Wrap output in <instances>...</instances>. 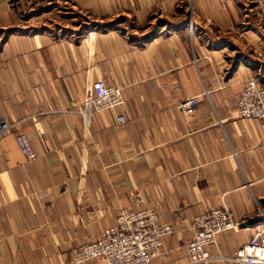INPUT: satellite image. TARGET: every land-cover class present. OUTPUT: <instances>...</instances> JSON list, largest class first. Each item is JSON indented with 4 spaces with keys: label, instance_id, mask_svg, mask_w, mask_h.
<instances>
[{
    "label": "crops",
    "instance_id": "crops-1",
    "mask_svg": "<svg viewBox=\"0 0 264 264\" xmlns=\"http://www.w3.org/2000/svg\"><path fill=\"white\" fill-rule=\"evenodd\" d=\"M41 1L0 0V121L11 126L0 264H69L122 209L144 208L173 229L151 264H190L193 219L209 208L240 224L207 247L232 257L264 222V135L236 114L247 80L264 86V0H47L90 23L39 31L22 17ZM96 81L121 89L124 105L85 126Z\"/></svg>",
    "mask_w": 264,
    "mask_h": 264
},
{
    "label": "built area",
    "instance_id": "built-area-1",
    "mask_svg": "<svg viewBox=\"0 0 264 264\" xmlns=\"http://www.w3.org/2000/svg\"><path fill=\"white\" fill-rule=\"evenodd\" d=\"M191 29V27H190ZM93 97L85 101L80 110L83 124L90 123L94 113L122 108L124 100L121 89L106 86L102 81L92 84ZM197 99H189L179 105L185 113H191ZM236 114L245 120H257L264 135V86L256 79H248L237 99ZM118 124L125 123V116L116 117ZM11 126L0 121V136L8 133ZM16 145L23 157L32 161L36 158L29 141L22 134L15 135ZM141 202L139 195L134 203ZM230 212L209 208L193 219V236L186 250L190 264H215L231 262L236 264H264V222L253 226V236L242 245L232 257H212L207 247L216 238L228 231H238ZM172 227L160 221L158 215L149 208L122 209L112 227L103 231L94 241L77 247L70 255L69 264H85L93 260H103L106 264H151L152 260H163L166 256L161 246L164 238L172 233Z\"/></svg>",
    "mask_w": 264,
    "mask_h": 264
},
{
    "label": "rangeland",
    "instance_id": "rangeland-1",
    "mask_svg": "<svg viewBox=\"0 0 264 264\" xmlns=\"http://www.w3.org/2000/svg\"><path fill=\"white\" fill-rule=\"evenodd\" d=\"M57 8H60V6L53 5L51 4L50 1L43 0L37 3L36 5L27 6L24 9V14L22 19L26 23L28 22L30 24L36 23L37 28L36 27L35 28L39 31L48 30L49 24L52 25L50 26V29L55 30L57 24L59 25L68 24V26L73 24V26L79 25L80 27H85V25L90 23V20L87 18H82V17L73 18L74 16L72 14L58 11ZM29 18L32 19L33 22H30ZM154 24H156V22Z\"/></svg>",
    "mask_w": 264,
    "mask_h": 264
}]
</instances>
